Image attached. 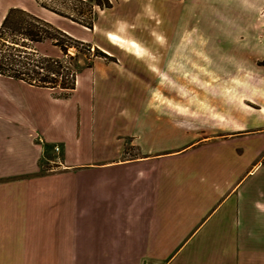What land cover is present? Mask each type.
Segmentation results:
<instances>
[{
	"label": "crops",
	"instance_id": "0c3cea01",
	"mask_svg": "<svg viewBox=\"0 0 264 264\" xmlns=\"http://www.w3.org/2000/svg\"><path fill=\"white\" fill-rule=\"evenodd\" d=\"M141 3L121 0L93 30L37 0H0V26L22 8L111 56L70 91L0 74V264H264V76L218 78L220 104L201 100L209 112L192 120L146 58L160 46L132 37ZM233 5L249 27L233 34L257 35L264 0Z\"/></svg>",
	"mask_w": 264,
	"mask_h": 264
},
{
	"label": "rangeland",
	"instance_id": "374dc122",
	"mask_svg": "<svg viewBox=\"0 0 264 264\" xmlns=\"http://www.w3.org/2000/svg\"><path fill=\"white\" fill-rule=\"evenodd\" d=\"M41 1L46 8L57 10L59 14L67 18L74 15L76 18H83L84 21L90 20L93 23V28H91L93 30L95 23H97V27L109 26L107 18L113 14L117 16L126 9V6L119 4L121 0H113L116 5L113 11L107 9L114 6L111 0H93L95 5L92 7V11H90L89 5L82 4L78 0ZM139 1L150 4L142 5L143 3H141L134 10L135 15L138 14L139 17L134 18L131 22L132 37L145 44L160 46L162 52L147 53L145 54L146 58L160 65L162 88L176 92V96L173 94L176 99H189L191 101L190 107H193L192 120L198 121L200 120L199 114L209 112V109L200 110L204 106V104L201 106L203 100L208 99L216 105L220 104V100L213 96L217 88L218 78L237 75V72L264 76V59L259 57L262 54L250 53L252 56H256L255 60H251L245 56L247 53L238 52L233 49L232 45L258 46L263 50L264 20H259L256 22L257 24L250 22L252 26L254 25L253 28L258 30V34L255 36H251L249 33L245 36L243 31L241 34H233L234 29L249 28L248 25L243 26L245 23L248 24L247 21L234 20L232 14L235 0ZM158 24L160 25L158 29L162 31L155 33L153 29ZM223 30L226 32L225 35L222 34ZM151 31L154 32L153 37ZM223 44L228 47L226 48L228 52L223 51ZM227 44L231 45L227 46ZM93 46L92 53L96 52V48L102 50L98 46ZM39 49L42 52H55L48 45H39ZM71 53L75 54V49L72 48ZM96 58L99 56L92 57V59ZM76 61L81 66L87 60L83 54H80L73 63ZM233 64L240 65L239 70L234 69ZM241 75L243 74L241 73ZM190 107L188 106V109L178 107V115L184 114L183 112H190ZM180 130L187 131L189 129L182 126ZM47 167L48 169L51 168L50 166Z\"/></svg>",
	"mask_w": 264,
	"mask_h": 264
},
{
	"label": "trees",
	"instance_id": "16d2710c",
	"mask_svg": "<svg viewBox=\"0 0 264 264\" xmlns=\"http://www.w3.org/2000/svg\"><path fill=\"white\" fill-rule=\"evenodd\" d=\"M37 1L46 7L41 0ZM78 1L89 5L90 11L95 5L93 0ZM70 18L93 28L90 20L84 21L74 15ZM44 42L56 46L61 55L55 56L40 51L39 43ZM72 48L75 49V54L71 53ZM92 48L93 44L72 37L31 12L14 7L9 10L0 26V74L37 86L70 91L76 86L77 74L82 66L92 65L93 56L111 58L99 48L92 53ZM80 54L87 60L81 66L78 61L73 63Z\"/></svg>",
	"mask_w": 264,
	"mask_h": 264
}]
</instances>
